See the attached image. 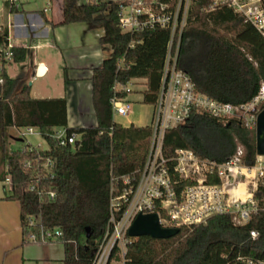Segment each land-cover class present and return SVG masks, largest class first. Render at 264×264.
Masks as SVG:
<instances>
[{
    "label": "trees",
    "instance_id": "16d2710c",
    "mask_svg": "<svg viewBox=\"0 0 264 264\" xmlns=\"http://www.w3.org/2000/svg\"><path fill=\"white\" fill-rule=\"evenodd\" d=\"M119 1L122 0H63V21L59 26L81 23L91 30H103L99 44L110 52L91 77L96 126L68 127L65 97L34 99L29 85L4 75L0 100V165L4 170L0 171V182L7 176L15 188L35 182L36 193L13 192L7 199L20 203L24 235L33 221L37 226L62 232L59 242L64 246L63 264H95L104 239L123 218L151 154L150 126L124 127L114 120L113 99L128 97L127 92L114 88L143 80L142 103L155 105L171 31L123 33L119 27ZM154 1L172 9L178 3V0ZM214 3L215 0H192L180 40L177 68L186 72L196 90L209 98L245 104L256 97L264 84V38L245 16L226 4ZM11 11L15 13L17 9ZM14 53V63L26 60L24 47H16ZM64 77L67 79L66 69ZM25 127L39 130L46 150L37 154L6 149V131ZM56 129H64L67 139L76 135L79 146H61L51 137ZM240 149L242 165L255 168L256 128L247 129L235 120L224 122L194 110L187 123L166 130L161 156L177 201L182 200L187 188L197 185L195 180L184 179L176 172L178 150L191 151L217 167L229 163ZM48 160L53 167L40 165ZM28 163L30 167L26 166ZM205 182L213 186L222 184L216 168L206 173ZM40 191H56L58 198L48 202L38 195ZM124 195L127 201L113 206V201ZM253 198L260 210L245 225H234L230 214H217L206 224L178 227L179 234L166 240L149 236L131 238L126 234L124 263L242 264L239 258L263 260L264 178ZM154 211L162 219L167 217L161 200H155ZM251 232H257L258 237L252 238ZM118 253L120 249L116 246L107 264Z\"/></svg>",
    "mask_w": 264,
    "mask_h": 264
},
{
    "label": "built area",
    "instance_id": "2783aa9c",
    "mask_svg": "<svg viewBox=\"0 0 264 264\" xmlns=\"http://www.w3.org/2000/svg\"><path fill=\"white\" fill-rule=\"evenodd\" d=\"M191 1L178 0L174 9L168 4L154 0H122L118 2L119 27L123 33L137 34L146 30L166 29L171 31V40L168 46L159 95L156 104L151 106L153 108L152 124L150 125L152 128L151 154L140 183L128 204L129 207L135 196L140 197L145 210L140 208L132 216L127 212V208L123 218L114 225L112 234L109 237L106 236L101 244L95 264H107L113 249L116 246L119 247L123 241L126 247V234H128L134 218L139 213H155V200H161V208L166 212V219L169 221V226L166 228L206 224L211 216L217 214H230L234 225H245L249 222L251 216L257 214L260 210L259 203L254 200L253 195H250V198L240 202V204H238V200L226 197V195L231 193V191L227 190L225 184V182L229 181L226 170L231 172L234 167L241 164V149L229 163L217 167L211 162L200 160L191 151L178 150L176 152V172L184 179H193L197 182V185L184 191L181 201H177L175 193L169 186L167 173L163 168L164 161L161 156V146L165 131L187 123L194 110L224 122L235 120L247 129H255L260 108L264 105V84H262L256 97L248 103H224L198 92L189 75L177 68L180 40L182 31L187 23ZM214 4H226L236 13L245 16L264 38V6L262 0H215ZM20 7L21 4L18 0H0V100H2L1 93L5 80L4 75L8 74V67L14 63V49L17 47L11 40V31L17 27L11 19L13 16L11 10L13 8L18 10ZM175 42H177L176 50L173 52ZM129 86H131L130 83L126 86L117 85L114 89L117 92L125 91L129 96L134 93V89ZM112 112L113 118L115 116H131L134 114L132 102L127 98H114L112 101ZM18 131L24 144L20 148L21 151L39 154L40 151L46 150L47 147L43 148L41 143L34 145L30 142L32 137L38 136L42 138L38 129L25 127ZM51 137L57 140L61 146L67 144L75 145L78 142L76 135H72L67 139L64 129L54 131ZM155 157L157 158V163L154 164ZM41 160L42 158L39 157V162ZM40 165L48 169L53 167L50 160ZM26 166L30 167L31 164L28 163ZM215 168L222 184L217 186L208 185L205 182L206 173L213 171ZM159 169L160 171H158ZM201 171L204 172L201 174ZM196 173L202 177L195 178ZM259 173L261 177H264V168L262 166L259 168ZM158 177H161V179L159 180ZM150 179L160 182L157 190H153V186L149 183ZM4 182L10 186L12 193L31 195L37 192L36 184L33 181L22 183L16 188L10 176H7ZM38 182L37 180L36 183ZM147 191L149 192L147 193ZM151 192L152 194H150ZM148 194H150V198L147 197ZM38 195L48 202H55L58 198L56 191H40ZM120 200L126 202V195L115 199L113 206H118L120 202L117 203V201ZM262 210L264 211V206ZM160 220L163 226L161 217ZM251 236L255 239L258 237V233L251 232ZM62 237L63 234L59 229L52 230L37 226L34 221L25 232V242L32 244L59 242ZM125 252L126 248L123 253V259ZM239 260L242 264H264V259L239 258Z\"/></svg>",
    "mask_w": 264,
    "mask_h": 264
},
{
    "label": "crops",
    "instance_id": "0c3cea01",
    "mask_svg": "<svg viewBox=\"0 0 264 264\" xmlns=\"http://www.w3.org/2000/svg\"><path fill=\"white\" fill-rule=\"evenodd\" d=\"M18 1L21 7L11 17L17 25L11 31L13 44L24 47L27 54L28 51L34 52L42 48L52 50L57 55V64L63 69V73L66 69L67 79L63 74V95L47 98H66L68 127L96 126L91 77L93 70L100 67L110 54L99 44L103 30H91L81 23L59 26L63 21V0ZM35 56L34 53L30 55V72L34 75L38 66L43 65L47 74L48 60H37ZM22 84L28 85V82ZM142 100L143 96L141 102ZM12 194L10 186L0 182V264H63L62 243L25 242L20 221V203L7 199Z\"/></svg>",
    "mask_w": 264,
    "mask_h": 264
},
{
    "label": "rangeland",
    "instance_id": "374dc122",
    "mask_svg": "<svg viewBox=\"0 0 264 264\" xmlns=\"http://www.w3.org/2000/svg\"><path fill=\"white\" fill-rule=\"evenodd\" d=\"M175 47H176V43H174L173 52ZM33 53L34 55H36L35 57L37 60H41V59L48 60L49 72L41 77L37 76L36 73L32 75V73L30 72V67H29L30 55H33ZM7 70L10 76H12L15 79L19 78L21 84L23 82H28V85L30 86V96L34 99L59 97L64 94V90H65L64 77H63L64 71L57 64V55L53 54L52 50L48 48H42L34 52L28 51L26 60L24 62L12 63ZM30 83H32V85H30ZM130 85L131 86L129 87L134 89V93H133L134 95L129 96L130 97L129 100L130 102H132L134 114L128 117L115 116L114 120L118 124L124 127H130L132 125L135 127L150 126L152 124L153 108L150 105L143 104L141 102L142 96L139 94L141 92H144L145 90V81H131ZM5 142H6V149L9 152H13L14 150L20 149L24 145L20 139L19 131L14 129H8L6 131ZM30 142L34 145L41 143L43 148L46 147L45 140L38 136L30 138ZM0 159H1V151H0ZM156 161L157 158L155 157L154 164L157 163ZM261 166L264 168V157H258L256 167L251 170H247V168H245L242 165V163L237 167H234V169L231 172L226 170V175L228 176L229 181L227 183L225 182V184L227 190L231 191L230 195H226V197L227 198L231 197L232 200H238L239 202L238 204L250 198V195L254 194L258 183L264 178L261 177L259 173V168ZM3 170H4V166L0 165V171ZM204 171H201V174ZM201 177L202 176L200 174L198 175L196 173L195 178H201ZM158 178L159 180L161 179V177ZM152 181L154 180L152 179L149 180L150 185L153 186V190H157L160 182L154 181L152 183ZM148 192L149 191H147V193ZM150 194H152V192ZM150 194H148L147 197L150 198ZM120 201H117V203H119ZM140 208L145 210L143 201L140 197L135 196L133 201L130 203L127 212L133 216L139 211ZM162 221L164 227L169 226L168 219L164 218ZM56 244L61 245L60 242H56ZM124 247L125 246L123 241L122 244L119 246L120 253L116 254V256L112 259L110 264H124V259H123V253L125 251Z\"/></svg>",
    "mask_w": 264,
    "mask_h": 264
},
{
    "label": "water",
    "instance_id": "95a60500",
    "mask_svg": "<svg viewBox=\"0 0 264 264\" xmlns=\"http://www.w3.org/2000/svg\"><path fill=\"white\" fill-rule=\"evenodd\" d=\"M46 73L43 65L37 68V76L41 77ZM32 85V83H30ZM257 136V154L258 157H264V110L257 117L256 125ZM78 141L75 145L79 146ZM179 234L178 228H166L161 224L160 217L157 213H139L134 218L129 230L128 236L131 238H139L149 236L153 239H170ZM90 238L89 229H87V239Z\"/></svg>",
    "mask_w": 264,
    "mask_h": 264
}]
</instances>
